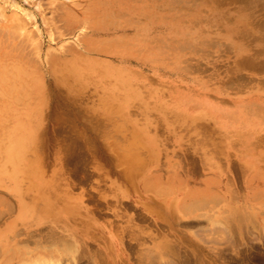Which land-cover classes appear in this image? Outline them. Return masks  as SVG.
I'll use <instances>...</instances> for the list:
<instances>
[{"label": "rangeland", "instance_id": "rangeland-1", "mask_svg": "<svg viewBox=\"0 0 264 264\" xmlns=\"http://www.w3.org/2000/svg\"><path fill=\"white\" fill-rule=\"evenodd\" d=\"M263 62L264 0H0V264H264Z\"/></svg>", "mask_w": 264, "mask_h": 264}, {"label": "bare ground", "instance_id": "bare-ground-1", "mask_svg": "<svg viewBox=\"0 0 264 264\" xmlns=\"http://www.w3.org/2000/svg\"><path fill=\"white\" fill-rule=\"evenodd\" d=\"M105 6V5H104ZM87 7V6H86ZM58 8H59V5H58ZM60 8H64V7H60ZM55 9H57V8H55ZM64 9H66V8H64ZM58 10V9H57ZM63 10V9H62ZM71 10V9H70ZM61 10L59 9V12H60ZM68 11H69V9H68ZM58 12V13H59ZM64 12V11H63ZM70 12V11H69ZM74 12V11H73ZM115 12V11H114ZM65 13H67V11L65 12ZM60 16H59V14H58V18L56 17V14H55V17L53 16V18H57V19H60V20H62L63 19V16H62V12H60ZM75 14H77V13H75ZM64 15V14H63ZM67 14H65V16H66ZM74 15V14H73ZM78 15V14H77ZM6 16V15H5ZM4 16V17H5ZM64 16V17H65ZM69 16H70V14H68V17L67 18H69ZM75 16V15H74ZM117 16V15H116ZM115 16V17H116ZM122 16V15H121ZM3 17V16H2ZM17 17H18V15H17ZM66 17H65V19H66ZM71 17H72V15H71ZM19 18V17H18ZM52 18V19H53ZM62 18V19H61ZM108 18V17H107ZM15 20H16V17L14 18ZM57 19H55V20H57ZM74 19V18H73ZM73 19H71V20H73ZM4 20H5V18H4ZM15 20H13V21H15ZM17 20H19V19H17ZM16 20V21H17ZM54 20V19H53ZM76 20V19H75ZM63 21V20H62ZM67 21H68V19H67ZM86 21H87V19H86ZM108 21V20H107ZM57 22V21H56ZM70 22H72V21H70ZM75 22H78V21H75ZM80 22V21H79ZM85 22V21H84ZM14 23H16L15 25H17V23L18 22H14ZM14 23H13V25H14ZM66 23V22H65ZM88 23V22H87ZM100 24V23H99ZM102 24V23H101ZM109 24V23H108ZM106 25V24H105ZM18 27H19V25H17ZM2 27V26H1ZM10 27H12V25L10 26ZM14 27V26H13ZM12 27V28H13ZM7 28V27H6ZM15 28H17V27H15ZM14 29V28H13ZM8 29H6V31H7ZM11 30V29H10ZM17 30H19V29H17ZM102 30V29H101ZM5 31V32H6ZM14 31V30H13ZM10 32V31H9ZM7 33L8 32H6L5 34L7 35ZM11 33H12V31H11ZM3 34H4V32H3ZM5 34H4V36H5ZM12 34H15V32L14 33H12ZM17 35V33L15 34V36ZM9 36H10V34H9ZM82 37V36H81ZM5 38L7 39V36H5ZM10 38H11V36H10ZM12 38H13V36H12ZM16 38V37H15ZM27 39V38H26ZM2 40V39H1ZM5 40V39H4ZM24 39H22V41H23ZM80 40H81V38H80ZM25 42H27L26 40H24ZM4 42V41H3ZM9 42H10V40H9ZM19 41H17V43H18ZM24 42V43H25ZM80 42H82V41H80ZM16 43V44H17ZM23 43V44H24ZM10 44V43H9ZM8 44V45H9ZM15 44V45H16ZM20 43H18V45H19ZM17 45V46H18ZM12 46H14V45H12ZM8 47V46H7ZM19 48V47H18ZM17 48V49H18ZM16 49V46H15V48H14V50ZM71 49V48H70ZM19 50V49H18ZM20 51V50H19ZM74 51V50H73ZM2 53H3V51H2ZM11 53V52H10ZM17 53H19V52H17ZM49 54V53H48ZM47 54V55H48ZM51 54H53V53H50L49 55H51ZM48 57V56H47ZM53 57H54V55H53ZM53 57L51 58V56H50V58L51 59H53ZM46 59V58H45ZM264 63V62H263ZM262 64V63H261ZM258 66V65H257ZM64 67L65 68H71V71H72V76L73 77H76V78H79V79H81V78H83V76L86 74V72H87V67H85V66H79V64L76 62V61H74V63L73 64H71L70 62L69 63H67V64H64ZM263 68V67H262ZM261 69V68H260ZM259 70V69H258ZM241 75V74H240ZM23 70H21L20 68H18V67H16V68H14V70H13V72L10 74V76L9 75H7L6 74V72L4 71V69L2 68V66H0V128H2V127H4L3 126V122H4V119L6 118V116H8V115H10V114H13V115H15V113H16V105H15V102L17 101V100H21V99H25V96H26V94H25V90H23L20 86H18V85H20L21 83H23L24 82V80H23ZM236 76H238V75H236ZM234 77V76H233ZM232 77V78H233ZM239 78V77H238ZM236 79V78H235ZM244 79V78H243ZM229 80V79H228ZM250 80V79H249ZM230 81V80H229ZM245 81V80H244ZM263 81V80H262ZM261 81V82H262ZM240 82H242V81H240ZM264 84V83H263ZM26 86L28 85V82L25 84ZM25 87V86H24ZM230 88V87H229ZM244 88V87H243ZM26 92H28L29 93V90H26ZM203 105V104H202ZM201 106V105H200ZM31 109V108H30ZM30 109H27V110H30ZM212 110H214V109H212ZM216 110H218L217 111V113H218V115L220 114V112H221V110H219V109H215L214 111H216ZM231 115V117L235 120H239V122L241 123H244L245 122V120L246 119H248L249 117H251V114L249 113L245 118H238L239 117V114H240V112L239 111H234V112H232V113H228V115ZM220 118H221V116H220ZM234 120H232V122H234ZM251 120V119H250ZM229 123V122H228ZM20 125H18V124H16L15 126L14 125H12V126H10L9 128H7V129H5L4 130V132H3V137L5 138V139H8V142L5 144V142L2 144V142L0 141V148H3L4 150L5 149H8L9 147H10V145H11V141H12V137H14L15 138V140H16V137H18V138H20V139H23V135H22V132H21V130H20ZM222 127V126H221ZM231 130V129H230ZM264 137V136H263ZM5 141V140H4ZM234 142H236V141H234ZM17 143V142H16ZM23 151L24 150H20L19 151V153L18 154H16L15 156H13V159H15V158H22V153H23ZM244 152V151H243ZM133 159V158H132ZM221 160V159H220ZM130 163H131V161H130ZM219 163V162H218ZM132 164H134V165H136V166H138V162H136L135 160L134 161H132ZM220 164V163H219ZM15 166V162L14 161H11V162H9L8 164H7V167H11V168H9V169H13L12 167H14ZM32 166V165H31ZM223 166V165H222ZM6 167V168H7ZM33 167V166H32ZM220 167V166H219ZM239 167V166H238ZM5 168V169H6ZM137 168V167H136ZM232 168H233V165H232ZM141 169V168H140ZM244 169V168H243ZM235 170V169H234ZM237 171V170H236ZM139 172H140V170H139ZM244 172V171H243ZM242 172V173H243ZM234 173V172H233ZM234 175V174H233ZM242 175V174H241ZM241 175H240V177H241ZM229 176V175H228ZM235 176V175H234ZM213 177V176H212ZM238 177V176H237ZM229 178V177H228ZM242 178V177H241ZM257 178V177H256ZM237 179V178H236ZM229 180V179H228ZM241 180V179H240ZM227 181V180H226ZM232 181V180H231ZM230 181V182H231ZM145 182H147V181H145ZM240 182V181H239ZM231 183H233V182H231ZM241 183V182H240ZM155 184V183H154ZM175 184V183H174ZM148 186H149V188L151 187L150 186V184H147ZM158 185V184H157ZM156 184H155V187L157 186ZM231 185V184H230ZM58 186V184H57V182L56 181H54V180H50L49 182H47V181H44V182H41V185L39 184L38 185V187H37V190L35 191L36 192V195L37 196H40V198H41V200H44L45 202H47L46 203V205L47 204H51L50 203V201H51V193H53V191H50V188H54V190L56 189V187ZM233 186H234V184H233ZM153 187H154V185H153ZM158 187V186H157ZM161 187V186H160ZM166 187H168V186H166ZM170 187V186H169ZM168 187V188H169ZM240 187V186H239ZM165 188V187H164ZM171 188V187H170ZM233 188V187H232ZM231 188V189H232ZM241 188V187H240ZM13 189H18L19 190V188L17 187V186H14L13 187ZM153 189V188H152ZM155 189V188H154ZM158 189V191H159V189L160 188H157ZM164 190V189H163ZM169 191L171 190V189H168ZM189 190V189H188ZM236 190V189H235ZM234 190V191H235ZM157 191V193H159ZM241 191V190H240ZM55 192V191H54ZM163 192V191H162ZM237 192H239V191H237ZM242 192V191H241ZM241 192H240V194H241ZM171 193H172V190H171ZM170 193V194H171ZM234 193V192H233ZM161 194V193H160ZM165 194V193H164ZM238 194V193H237ZM232 195V194H231ZM239 195V194H238ZM189 196V195H188ZM195 196V195H194ZM230 196V195H229ZM176 197V196H175ZM225 197V196H224ZM239 198H240V196H239ZM176 201V200H175ZM236 201V200H235ZM156 202V201H155ZM243 202V201H242ZM182 203V204H181ZM183 203L184 202H182L181 200H180V205H182L183 206ZM199 203V202H198ZM232 203V202H231ZM179 204V203H178ZM184 204H186V203H184ZM196 204V203H195ZM243 204V203H242ZM234 206V205H233ZM60 207V206H59ZM231 207V206H230ZM189 208V207H188ZM194 209V208H193ZM221 209V208H220ZM231 209V208H230ZM235 209V208H234ZM228 210V209H227ZM236 210V209H235ZM73 211V210H72ZM72 211H70V213L72 212ZM193 212V211H192ZM187 213H189V212H187ZM232 213H234L235 214V211L234 212H229L225 217H224V219L227 221L228 220V222L230 223V220H232V219H234V218H236V217H239L238 215H241V214H239L238 213V215L235 217V216H231L232 215ZM246 213V212H245ZM244 213V214H245ZM59 214H62V215H68L69 213H68V211H66L65 209H64V207H61V210L60 209H57L56 211H55V214L53 215V218H55V215H59ZM233 214V215H234ZM72 215V214H71ZM69 216V215H68ZM241 217V216H240ZM239 217V218H240ZM238 218V219H239ZM241 219H243V218H240L239 220L241 221ZM70 221V220H69ZM83 221V220H82ZM236 221V220H235ZM240 221H239V223H240ZM84 223V222H83ZM239 223H237V224H239ZM87 224V223H86ZM242 224V223H241ZM240 224V225H241ZM74 225V224H73ZM82 226V225H81ZM239 226V225H238ZM88 228V227H87ZM47 231V230H46ZM39 232V231H38ZM82 232V231H81ZM30 233V232H29ZM40 233L42 234V231L40 230ZM49 233V232H48ZM52 233V232H51ZM58 233V232H57ZM41 234H38V237H39V235H41ZM54 234H55V231H54ZM54 234H53V236H54ZM89 234V233H88ZM33 235V234H32ZM44 235V234H43ZM59 233H58V237H59ZM37 236V235H36ZM46 236V237H45ZM52 236V235H51ZM53 236H52V239L54 240V238H53ZM55 236H57V235H55ZM54 236V237H55ZM61 236H63V235H61ZM61 236H60V238H59V240L57 239L58 237H56L55 239L59 242L60 240H62V238H61ZM65 236V235H64ZM85 236V235H84ZM28 237V236H27ZM50 237V236H49ZM49 237H47V235H44V238H45V240L44 241H42L41 240V245H39L40 246V248H42V249H45V250H47V251H49V250H51V247H52V245H54V246H56L58 249L57 250H59V251H63L64 252V249L65 250H73V248H74V246L73 245H75V243H72V244H69L70 242H63V245H64V249L62 248V250H61V245L60 244H62V243H59L58 244V242H57V244H55L54 242L56 241H52V243H54V244H51L50 246H46L45 245V247H43L42 246V243L43 242H48V240H50V239H47V238H49ZM67 236H65V238H66ZM69 237V236H68ZM29 238V237H28ZM30 238H32V237H30ZM38 239V238H37ZM42 239H43V237H42ZM63 239H64V237H63ZM66 239H68V238H66ZM66 239L64 240V241H66ZM27 240L28 239H24L23 241H24V243L25 242H27ZM30 240V239H29ZM35 240V239H34ZM70 240H72V239H70ZM22 240H20V241H17L18 243H20ZM32 242V241H31ZM38 242H39V239H38ZM37 241H36V243H38ZM22 243V242H21ZM34 243V242H33ZM30 244V243H29ZM48 244V243H47ZM13 245V244H12ZM19 245H21V244H19ZM30 245H32V244H30ZM26 246V245H25ZM38 245H35V247H39ZM76 246V245H75ZM263 246V245H262ZM55 247V248H56ZM73 247V248H72ZM32 248V247H31ZM25 249V248H24ZM28 249H29V247H28ZM35 249V248H34ZM33 249V250H34ZM165 249V248H164ZM10 250V249H9ZM74 250L75 251H77L75 248H74ZM1 251V250H0ZM27 251V250H26ZM75 251H73V252H75ZM91 251H92V249H91ZM7 252H9V251H7ZM29 252V251H28ZM31 252V251H30ZM261 252V251H260ZM77 253V252H76ZM92 253V252H91ZM28 254V253H27ZM30 254V253H29ZM28 254V255H29ZM70 254H71V252H70ZM68 255V254H67ZM93 255H95V254H93ZM98 255V254H97ZM263 255V254H262ZM261 255V256H262ZM43 256V255H42ZM50 257V254L49 255H46L45 256V258L44 257H42V258H38V257H36V258H32V260H31V262H29L28 264H46V260H48L47 258H49ZM74 256V255H73ZM72 256V257H73ZM253 256V255H252ZM47 257V258H46ZM52 257H53V255H52ZM68 257H70V256H68ZM254 257V256H253ZM256 257V256H255ZM44 258V259H43ZM51 258V257H50ZM49 258V260L52 262L51 264H58L57 262H59L57 259H55V258H53V259H50ZM78 258V257H77ZM251 258V257H250ZM262 258H264V257H262ZM66 259V258H65ZM237 259V258H236ZM235 259V260H236ZM245 259H247V258H245ZM253 259V258H252ZM13 260V259H12ZM63 260H64V258H63ZM72 260V259H71ZM74 260V259H73ZM80 260V259H79ZM78 260V261H79ZM223 260V259H222ZM248 260V259H247ZM69 261H70V259H69ZM188 261V260H187ZM241 261V260H240ZM252 261V260H251ZM259 261V260H258ZM74 262V261H73ZM77 262V261H76ZM100 261H98V263H99ZM205 262V261H204ZM230 262V261H229ZM237 262V261H236ZM244 262V261H243ZM7 262H5L4 264H6ZM10 263H12V262H10ZM23 264H25V263H27L26 262V260H24L23 262H22ZM22 263H20V264H22ZM70 263V262H69ZM85 263V262H84ZM88 263V262H87ZM93 263V262H92ZM97 263V262H96ZM240 263V262H239ZM249 263V262H248ZM14 264V263H13ZM67 264V263H66ZM71 264H73L72 262H71ZM82 264V263H81ZM94 264V263H93ZM206 264V263H205ZM231 264V263H230ZM236 264V263H235ZM238 264V263H237ZM263 264V263H262Z\"/></svg>", "mask_w": 264, "mask_h": 264}]
</instances>
